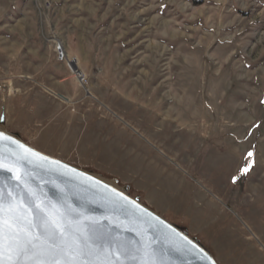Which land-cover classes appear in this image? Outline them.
I'll return each mask as SVG.
<instances>
[{
    "label": "rangeland",
    "instance_id": "1",
    "mask_svg": "<svg viewBox=\"0 0 264 264\" xmlns=\"http://www.w3.org/2000/svg\"><path fill=\"white\" fill-rule=\"evenodd\" d=\"M39 68L94 112L52 156L183 228L216 264H264V0H0V98L10 76L47 83Z\"/></svg>",
    "mask_w": 264,
    "mask_h": 264
},
{
    "label": "water",
    "instance_id": "2",
    "mask_svg": "<svg viewBox=\"0 0 264 264\" xmlns=\"http://www.w3.org/2000/svg\"><path fill=\"white\" fill-rule=\"evenodd\" d=\"M4 123V117L0 116V126ZM0 132L10 138L0 140V154L22 177L18 181L15 174L6 170L0 172V177H12L4 181L8 185L6 194L11 192L17 199L23 197L26 200L25 193L30 190L34 202L41 208L52 205L59 208L67 202L86 216L97 219L103 230H111L113 236L118 234L120 239L132 242L151 239L163 264H216L209 252L197 240L190 239L183 228L160 218L142 206L138 199H131L91 174L47 156L15 136ZM24 149H31L39 156H29L20 164H14L16 156ZM41 157L48 159L45 161Z\"/></svg>",
    "mask_w": 264,
    "mask_h": 264
},
{
    "label": "snow or ice",
    "instance_id": "3",
    "mask_svg": "<svg viewBox=\"0 0 264 264\" xmlns=\"http://www.w3.org/2000/svg\"><path fill=\"white\" fill-rule=\"evenodd\" d=\"M6 139L10 138L0 132V140ZM29 156L39 154L24 149L14 164ZM5 170L22 180L18 170L0 154V172ZM11 178L0 177V264H163L151 239L132 242L120 239L118 234L113 236L97 219L67 202L59 208H41L30 190L25 193L26 200L17 199L11 192L6 194L8 185L4 181Z\"/></svg>",
    "mask_w": 264,
    "mask_h": 264
},
{
    "label": "crops",
    "instance_id": "4",
    "mask_svg": "<svg viewBox=\"0 0 264 264\" xmlns=\"http://www.w3.org/2000/svg\"><path fill=\"white\" fill-rule=\"evenodd\" d=\"M7 70L11 72L10 67ZM44 70L47 83L40 77L31 79L24 77V74L5 78L7 90L2 92L0 98V116L4 117L5 123L0 126V130L19 138L35 150L62 161L52 156L57 153L53 142L78 138L80 129L76 126L79 127V114L91 118L94 112L89 110L86 114L85 108L71 104L74 95L70 79L65 80L64 76H58L52 70ZM44 70L39 68L38 72ZM15 91L16 94L11 96L10 93ZM99 123L100 130H103V124ZM91 130L94 133L95 128ZM90 133L92 134L91 131ZM93 136L94 134L90 137ZM35 142L41 147H36ZM74 146L67 147L72 149Z\"/></svg>",
    "mask_w": 264,
    "mask_h": 264
},
{
    "label": "built area",
    "instance_id": "5",
    "mask_svg": "<svg viewBox=\"0 0 264 264\" xmlns=\"http://www.w3.org/2000/svg\"><path fill=\"white\" fill-rule=\"evenodd\" d=\"M54 48H53V54L54 59L59 64H64L69 73L74 77L75 82L77 85L81 88H85L87 78L86 76L79 70L78 68V62L75 58H70L63 46L58 43L54 42ZM15 92H12L11 94H14Z\"/></svg>",
    "mask_w": 264,
    "mask_h": 264
},
{
    "label": "bare ground",
    "instance_id": "6",
    "mask_svg": "<svg viewBox=\"0 0 264 264\" xmlns=\"http://www.w3.org/2000/svg\"><path fill=\"white\" fill-rule=\"evenodd\" d=\"M2 131V130H1Z\"/></svg>",
    "mask_w": 264,
    "mask_h": 264
}]
</instances>
